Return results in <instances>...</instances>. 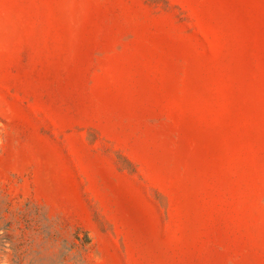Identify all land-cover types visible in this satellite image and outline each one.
I'll list each match as a JSON object with an SVG mask.
<instances>
[{
	"label": "rangeland",
	"instance_id": "1",
	"mask_svg": "<svg viewBox=\"0 0 264 264\" xmlns=\"http://www.w3.org/2000/svg\"><path fill=\"white\" fill-rule=\"evenodd\" d=\"M26 203L84 264H264V0H0V210Z\"/></svg>",
	"mask_w": 264,
	"mask_h": 264
},
{
	"label": "trees",
	"instance_id": "2",
	"mask_svg": "<svg viewBox=\"0 0 264 264\" xmlns=\"http://www.w3.org/2000/svg\"><path fill=\"white\" fill-rule=\"evenodd\" d=\"M90 238L62 237L36 204L0 210V262L6 264H84Z\"/></svg>",
	"mask_w": 264,
	"mask_h": 264
}]
</instances>
